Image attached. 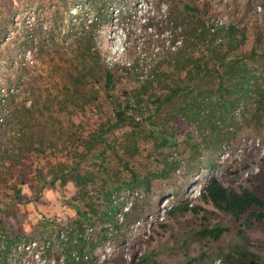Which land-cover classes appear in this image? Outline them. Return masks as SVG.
I'll return each mask as SVG.
<instances>
[{
	"label": "rangeland",
	"instance_id": "374dc122",
	"mask_svg": "<svg viewBox=\"0 0 264 264\" xmlns=\"http://www.w3.org/2000/svg\"><path fill=\"white\" fill-rule=\"evenodd\" d=\"M59 1L14 0L12 10L19 13L12 24L11 18L5 16L12 0H0V29L3 25L9 29L0 35V87L15 86L19 80L15 66L20 56L27 60H35V54L39 56L28 83H17L18 108L23 104L35 107L33 118L28 119L27 114L19 116L30 120L29 125L17 126L14 122L15 135H8L14 139L8 149L16 159L10 174L6 170L8 163L0 164L1 176L6 179L0 186V207L9 202V185L16 184L18 174L29 179L21 186L26 196L35 197L42 189L37 200L18 208L27 215L22 224L26 235L40 244L49 241L46 254L55 264H72V260L79 259L85 264H128L136 257L145 259L144 264H222L223 253L245 243L237 236V223L203 203L200 191L208 179L216 178L229 188L246 187L264 196V111L256 104L254 95L244 96L240 92L231 105L225 100V104L215 108L210 121L207 114L201 113L203 118L196 123L178 124L176 135L169 138L170 146L164 149H157L143 131L124 128L116 132L111 137L116 153L124 160L130 158V167L136 169L143 181L111 194L109 200L118 209L110 218L103 216L93 232L89 231L90 223L83 221V232L74 233V240H69V233L78 228L75 222L79 216L72 201L76 188L72 181H56L52 186L50 183L68 172L86 139L112 120L114 100L128 102L133 113L143 116L150 104L143 89L150 93L175 78L160 62L172 36L180 33L174 23L166 22L174 21L181 13V1L197 7L201 14L206 13L203 17L209 18L210 24L222 19V27L236 26L238 36L245 37L241 50L249 52L254 48L259 53L264 46V0H98L95 10L84 7L83 11L93 49L100 57V69H93L89 72L91 77L82 82L78 80L80 67L72 61L67 47L74 44L81 31L77 24L65 36L54 34L60 44L64 43L60 51L68 54L59 57L51 49L40 53V47L31 53V42L51 34L47 27L53 5ZM100 12L101 19L97 18ZM188 21L195 28L199 25L194 17ZM159 23L166 26V31L150 27ZM218 38L223 40L221 34ZM161 44L165 45L163 49ZM201 50L196 48V55ZM102 68L118 69L111 89L104 88ZM120 68H127L130 73L124 74ZM258 83L263 84V80ZM50 103L57 105L55 110L45 109ZM33 125L34 139H26ZM155 132L156 136L161 135L160 131ZM15 139L22 143L15 146ZM190 143H196L197 149L191 148ZM30 144L45 153L31 155L24 150L32 147ZM5 146L7 141L4 149ZM110 160L114 157L110 156L107 161ZM127 176L121 175L124 180ZM99 186L95 183L90 189L92 197L96 198ZM184 203L196 207L197 213L168 215L172 208ZM103 204L102 212L106 201ZM44 221L56 225L53 233L43 227L33 228ZM215 227L225 229L217 241L200 234ZM57 229L62 230L59 240L54 239ZM244 234L254 244L248 249L258 256L257 264H264V224ZM94 243L98 245L92 250ZM0 264H7L6 259L2 258Z\"/></svg>",
	"mask_w": 264,
	"mask_h": 264
},
{
	"label": "trees",
	"instance_id": "16d2710c",
	"mask_svg": "<svg viewBox=\"0 0 264 264\" xmlns=\"http://www.w3.org/2000/svg\"><path fill=\"white\" fill-rule=\"evenodd\" d=\"M13 1L5 13L6 18H11L12 24L16 22L15 17L19 13L12 10ZM98 2V0H60L54 4L52 18L49 20V26L47 25L51 34L42 39L38 37L39 40L36 39L35 41H38L36 43L31 42V53L40 47V53L51 49L59 57L68 54V51H60L64 43L60 44L61 42L54 34L63 33L65 36L77 24L81 31L76 34L74 44L67 45V47L73 56L72 61H75L80 67L78 68V80L82 82L87 79V76L91 77L89 72L93 69H100V57L93 49L92 37L87 30L88 25H85L88 19L84 16L83 8L88 7L90 11H93L98 7ZM180 3L182 5L181 13L174 21L167 20L166 22L167 24L174 23L175 28H180V33L172 36L163 62H160L165 66V69L172 71L175 78L162 87H156L150 93H147L145 88L143 89V95L147 94L150 99V104L143 116L139 117V114L133 113L128 102L116 103L114 100L112 103L115 104L111 108L112 120L86 139V145L78 153L77 160L72 161L68 172L54 178L50 183L52 186L56 181H60L61 184L72 181L75 185L76 195L72 201L76 205L79 220L75 222L78 224L76 232L73 229L69 233V240H74L75 234L83 232L81 224L83 221L90 223L89 231L93 232V227L103 220V216L110 218V215L118 209V206L109 200L113 192L120 191L124 187L131 189L143 181L136 169L130 167V158L124 160L116 153L115 144L111 140L116 132L124 128L143 131L146 133L145 138L151 141L157 149H164L170 146L169 138L176 135L179 129L178 124L196 123L203 118H200L201 113L207 114L208 121L212 120L215 108L221 107L225 100L230 105L233 104L234 96L239 95L240 92L244 96L254 95L256 104L264 111V46L260 48L259 53L254 48L249 52H243L241 47L245 43V37L238 36L236 26L228 25L225 28L221 26L211 32L209 18L204 19L206 13L201 14L197 7H192L186 4L187 2L181 1ZM190 17H194L198 21V27L195 28L188 21ZM97 18H102L101 12ZM150 27L166 31V26L164 27L160 23L151 24ZM8 30L7 26L3 25L0 35L7 33ZM218 34H221L223 40L218 38ZM33 39L32 41H34ZM218 40H220L219 43H217ZM160 47L163 49L165 45L161 44ZM196 48L202 49L197 53L199 55H196ZM38 58L39 56L37 57L35 54V60ZM35 60L33 57L27 60L24 56H20L15 66L19 80L16 81L15 86L0 87V118H2L0 123V164L4 166L6 162L8 163L6 168L8 174L15 167L16 159L8 149V145L14 141L8 135L15 132L14 122L17 126L29 125L30 120L25 121L19 116L27 114L30 115L28 119L33 118L32 111L35 107V104H30L29 107L23 104L18 108L16 98L19 97V85L17 83H28L31 71L36 65ZM251 67L253 68L251 69ZM102 69L103 77L101 79H103L104 88L111 89L118 69ZM120 69V72H124V74L130 73L127 68ZM259 80H263V84H259ZM216 98L217 100H215ZM56 106L50 103L46 105L45 109L47 111L55 110ZM33 127L34 125L31 129L29 128L30 137L26 136V139H34L35 133L31 132ZM155 131H160L161 135L156 136ZM20 132L17 130V134L23 137L24 134ZM5 141H7V146L4 149ZM19 143L22 141L15 139V146ZM190 144L191 148L197 149L196 143ZM24 150L30 151L31 155L45 153L44 149L33 146L26 147ZM110 156H113L114 160L108 162L107 159ZM1 173L0 170V186H3L6 179L2 178ZM124 173L128 175L126 180L121 177ZM17 176L16 184L9 185L12 192L9 202L3 203L0 207V240L7 242V252L11 245L19 241L33 240L26 235L22 226L27 219L26 212H21L18 206L37 200L42 190L39 188L38 195L35 197L26 196L21 192V186L28 183L29 179L22 174ZM95 183L100 184L95 194L96 198L91 196L90 191ZM200 199L203 203L210 204L219 212L230 216L240 228L237 231V236L245 244L236 245L229 252L223 253L221 255L222 264H257L258 256L248 249V246L254 244L248 240L244 232L264 224V196L246 187L235 190L223 185L216 178H210L202 186ZM103 201H106V209L102 212L100 208L104 205ZM196 209V207L192 208L188 203H184L172 208L168 215H181L187 212L196 214ZM54 225L53 222L44 221L38 222L33 228L43 227V229H50V233H53ZM56 231L57 236L54 239L59 240V233H62V230L57 229ZM224 232L225 229L215 227L204 229L200 234L217 241ZM77 240L83 239L77 238ZM97 245L98 243L92 244L91 249H95ZM68 246H70V242ZM71 262L72 264H85L82 259H79L78 262L74 260ZM144 263L145 259L138 260L136 257L128 264ZM151 264L158 263L151 262Z\"/></svg>",
	"mask_w": 264,
	"mask_h": 264
},
{
	"label": "built area",
	"instance_id": "2783aa9c",
	"mask_svg": "<svg viewBox=\"0 0 264 264\" xmlns=\"http://www.w3.org/2000/svg\"><path fill=\"white\" fill-rule=\"evenodd\" d=\"M221 26H223L222 19L213 20L210 31L213 32ZM1 122L2 118H0ZM49 247V241L40 244L37 240H22L11 245L7 252V242L0 240V260L6 259L7 264H55L56 261L49 259L46 254Z\"/></svg>",
	"mask_w": 264,
	"mask_h": 264
}]
</instances>
